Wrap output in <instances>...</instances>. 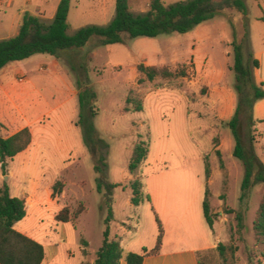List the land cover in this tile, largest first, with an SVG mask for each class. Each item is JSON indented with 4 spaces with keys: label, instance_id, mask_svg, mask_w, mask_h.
I'll return each instance as SVG.
<instances>
[{
    "label": "rangeland",
    "instance_id": "1",
    "mask_svg": "<svg viewBox=\"0 0 264 264\" xmlns=\"http://www.w3.org/2000/svg\"><path fill=\"white\" fill-rule=\"evenodd\" d=\"M6 1L0 0V37L4 39L13 36L20 12L27 10V13L38 16L43 0H33L30 3L26 0ZM162 1L168 5L186 0ZM244 2L247 6L245 16L235 9H224L214 18L197 25L187 33L125 39L124 43L113 45H102L99 38L93 37L85 46L67 50L62 58L36 54L19 61L20 67L30 71L28 76L32 74L50 79L48 75L56 72L53 61L57 59L60 68L68 73L75 86L76 71L73 68L85 71V86L95 94L96 116L93 118V126L102 147H105H100L98 151L103 157L100 166L105 175V183H101L100 191L97 187L102 178V171L95 170V162L85 146L82 130L76 125L79 143L73 147V156L68 165L51 166L49 156H44L46 159L39 165L44 170V181L41 182L43 188L52 181L53 171L58 170L53 184L60 181L63 184L62 192L66 189V195L62 197L61 193L54 198L62 199L64 206L68 207L71 213L85 208L77 220L71 219L70 225L56 222L47 212L38 229H34L33 232L40 234L41 242L55 245L59 249L60 256L55 264H81L84 258L85 264H89L87 253L93 255L98 251L106 228L109 231V239L118 242L123 240L122 246L128 248L134 235L133 228L143 232L145 240L149 235L151 223L157 227L148 200L142 201L138 207L131 206L127 203L130 191L121 187L113 188L109 193L110 197L107 195L106 183L125 182L124 180L129 178L127 165L138 136L142 140L147 138L149 143L148 160L133 174L144 184L156 170L183 167L187 173L198 174L206 191L205 164H208L210 172L213 171V185L210 187L211 196L208 191V199L215 219L213 229L220 238L219 242L224 243L225 249L223 254L216 251L203 255L202 264L262 262L258 256L264 246L255 238L252 226L256 210L264 196V184H254L248 198L240 201L244 177L243 163L233 155L235 139L231 129L225 125L228 120L224 121L219 117V102L216 91L213 90L219 86H211L207 82L210 71L224 69L227 71L225 83H229L228 88L231 87L235 91V75L230 70L234 61L232 43L242 42L246 54L250 48V22L254 23V18L264 14V0ZM149 3L150 0H129L130 11L134 14L145 13ZM47 10L48 8L45 9L46 12ZM114 13L115 0H70L67 33L73 35L78 29L89 25L105 26L112 20ZM259 31L254 28L252 33L256 35ZM255 37V48H264V34ZM139 63L168 67L171 71L185 65L186 76L169 79L156 77L151 82L138 84V79L143 77L136 69ZM9 64L10 68L15 66L14 62ZM39 68L43 70L39 71ZM16 80L22 82L24 76L18 75ZM47 89L49 92L42 85L38 86L35 95L38 96L39 105L46 102L51 107L61 99L51 87L48 86ZM130 92L141 99L142 111L124 112L125 100ZM234 93L237 98L236 91ZM59 111L68 113L77 120V96L73 101L61 106ZM47 118L49 116L45 117V125ZM0 136L2 137L1 129ZM216 138L217 143L213 141ZM256 144L257 142L254 146ZM219 146L224 163L223 170L219 167V158L215 153ZM42 150L49 154L52 147H43ZM256 155L261 158L257 151ZM11 160L6 161L4 170L0 167V187L6 183L12 189L20 188L24 185L20 181L21 178L10 176L8 173L9 169H12L14 174L18 173L20 168L11 165ZM107 196L110 198L111 220L106 224L108 210L102 209L101 206ZM219 212L221 216L218 215ZM237 213L243 214L241 228L235 218ZM219 217L222 222L218 221ZM204 225L207 233H210L205 220ZM123 228L130 232L122 234ZM67 251L71 256L66 255Z\"/></svg>",
    "mask_w": 264,
    "mask_h": 264
},
{
    "label": "trees",
    "instance_id": "2",
    "mask_svg": "<svg viewBox=\"0 0 264 264\" xmlns=\"http://www.w3.org/2000/svg\"><path fill=\"white\" fill-rule=\"evenodd\" d=\"M70 9V0H60L53 20L46 24L40 18L25 13L23 15L17 35L0 40V70L11 62H19L36 54H48L55 58H62L65 52L70 49H78L87 42L97 37L102 45L122 44L125 39H135L139 37L156 38L163 34L187 33L197 25L214 18L224 9H235L242 15L247 14V6L244 0H186L165 4L162 0H150L147 12L134 14L130 11L129 0H115V13L112 20L105 26L89 25L78 29L73 35H68L67 17ZM248 42V34H245ZM234 61L230 68L235 75L234 90L237 94V103L233 116L225 123L235 139L233 151L234 157L241 160L244 167V177L241 183L240 201L248 198L251 187L256 183L264 184V147H262V158L255 152L254 119L252 116L253 105L258 100L264 99V90L255 83L253 70L258 68V61L253 59L250 51L244 54L242 42L232 43ZM137 72L143 77L138 79V84L144 81L151 82L156 77L165 79L186 76V66L181 65L176 70L171 71L168 67L146 66L139 63L136 66ZM76 88L79 114L75 125L80 127L83 133L85 146L95 162V170L102 171L100 162L103 159L99 154L102 142L99 140L97 132L93 126V118L96 116L94 109L95 94L86 85L87 78L85 71L76 70ZM131 106V107H129ZM141 99L133 96L130 92L125 100L124 112L142 111ZM1 127V124H0ZM31 132L24 128L14 135L3 138L0 136V167L4 170L6 161L11 160L20 152L26 150L31 144ZM215 143L218 139H214ZM105 148V147H102ZM149 153L148 139L142 140L138 136L133 144L131 156L127 165V171L133 175L145 162ZM219 158V167L223 170L224 163L219 150L215 151ZM210 169L205 164V175L208 178ZM104 171L99 180L104 182ZM131 190L130 203L134 207L145 199L143 185L138 178L127 184ZM121 184H107V195L113 188L121 187ZM52 197L60 195L63 184L56 181L52 185ZM105 200L101 206L108 210L105 223L111 220L110 198ZM149 201V197H146ZM85 208L78 212H70L68 207H63L55 216L58 223H72L71 219H78ZM234 212V210H229ZM203 215L210 229L215 222L212 215L208 199V190L205 191L203 201ZM26 216V206L23 199L11 197L6 183L0 187V264H41L44 258V249L41 244L16 231L14 225L22 221ZM236 221L238 227H242L243 214L237 213ZM158 234L156 244L150 251L143 250L142 253H124L117 240L109 239V231L103 233L101 247L95 253L92 264H119L122 259L126 264H142L143 258L147 255L157 254L163 236V228L155 217ZM253 232L258 242L264 246V196H262L256 210L253 221ZM225 249L223 243H219L215 249L222 252ZM214 252V253H215ZM208 254V253H207ZM258 258L264 262V249L261 250ZM207 260V259H205ZM203 258H199L202 264ZM257 262L256 264H264Z\"/></svg>",
    "mask_w": 264,
    "mask_h": 264
},
{
    "label": "crops",
    "instance_id": "3",
    "mask_svg": "<svg viewBox=\"0 0 264 264\" xmlns=\"http://www.w3.org/2000/svg\"><path fill=\"white\" fill-rule=\"evenodd\" d=\"M3 1L7 2L6 0ZM26 1L30 3L33 0ZM59 2L60 0H43L41 6H39L41 11L38 16L34 14L33 16L40 18L42 22L45 20L44 23L49 24L54 18ZM46 8H48L47 12L45 11ZM25 13H27V10L20 12L13 36L17 35ZM260 25L264 26V14L254 18V23L250 22L249 51L253 59L257 60L259 64L258 68L253 70L255 83L264 90V48H255V39L257 38L255 36L259 35L260 37L264 34V28ZM254 28L256 31L257 29L260 30L256 35L252 33ZM3 39L0 37V40ZM14 64L15 66L11 68V65L7 64L0 70L1 134L3 138H7L24 128H28L32 137L29 147L11 160V165L20 167L18 173L14 174L12 169L8 170L10 176L20 177V181L24 184L20 188L15 187L14 189L7 184L11 197L23 199L26 206L25 218L16 223L14 229L43 246L44 258L41 264H55L60 256L59 249L55 245L41 242L40 234L33 231L38 229L39 224L44 221L47 212L55 220V216L63 208L64 202L62 199L52 197L51 188L58 175V170L53 171L52 181L46 188H43L41 182L44 181L42 179L44 170L39 165L47 156H49V165L51 166L65 167L71 160L73 147L79 143L77 140L78 129L75 127L76 118L73 119L68 113H60L59 110L61 106L73 101L78 92L75 83L71 81L68 73L60 68L57 59L53 61L56 72L48 75L50 79L47 77L40 78L32 74L28 76L30 71L20 67V62H14ZM41 70L43 69L39 68V71ZM18 75L24 76L22 82H17ZM226 76L227 71L223 69L210 71L207 78L209 85L219 86L218 89L214 88L213 90L216 91L219 102V117L224 121L233 116L237 103L235 91L231 87L228 88L229 83H225ZM41 85L48 92L47 87H51L61 100L58 103L56 102L55 105L51 104V107L45 101V104L39 105L35 91H38V86ZM46 116H49V118H47V124L45 125ZM252 116L256 130L254 135H257L255 137L257 138L255 140L257 146H254L255 152H259L262 158L261 149L264 147V99L255 102ZM49 146L52 147V151L45 154L42 149L43 147L47 149ZM220 146L217 149L219 151ZM149 153L146 160L149 158ZM182 168L156 170L145 184L139 179L143 185L144 200L149 197L154 216L158 218L163 228L162 242L158 253L145 256L142 264H200V257L207 253L213 254L217 245L222 243L219 242L220 238L216 235L213 227L208 229L210 233H207L205 229L203 215L205 191L203 183L200 182L198 174L187 173ZM135 178L129 174V178L125 179V182L115 183L121 184L122 189L130 191V196L127 197V203L130 205L131 190L127 184ZM206 181L211 196L210 187L213 185V171L209 173ZM65 195L66 189L62 192V197ZM210 210L212 211L211 208ZM218 215L221 216V213L219 212ZM218 221L222 222V218L219 217ZM65 224L70 225L72 223ZM133 229L134 235L128 248L122 246L123 240H119L124 253H142L143 250L150 251L154 248L158 234V229L154 223H151L149 235L145 237V240H143V232L137 228ZM126 232L130 231H125L123 228L122 234H126ZM66 255L71 256V253L67 251ZM87 255L90 258L89 264H92L95 254L90 255L87 253ZM85 261L84 258L81 264H85ZM119 264H126V262L122 259Z\"/></svg>",
    "mask_w": 264,
    "mask_h": 264
}]
</instances>
